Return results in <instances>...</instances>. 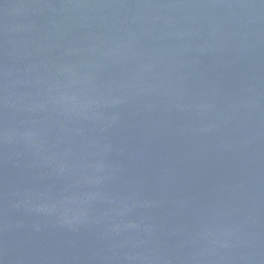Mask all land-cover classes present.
Returning <instances> with one entry per match:
<instances>
[{
    "label": "water",
    "instance_id": "water-1",
    "mask_svg": "<svg viewBox=\"0 0 264 264\" xmlns=\"http://www.w3.org/2000/svg\"><path fill=\"white\" fill-rule=\"evenodd\" d=\"M0 264H264V0H0Z\"/></svg>",
    "mask_w": 264,
    "mask_h": 264
}]
</instances>
